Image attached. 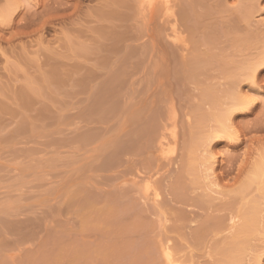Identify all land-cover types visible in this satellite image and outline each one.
I'll list each match as a JSON object with an SVG mask.
<instances>
[{
  "label": "rangeland",
  "instance_id": "rangeland-1",
  "mask_svg": "<svg viewBox=\"0 0 264 264\" xmlns=\"http://www.w3.org/2000/svg\"><path fill=\"white\" fill-rule=\"evenodd\" d=\"M113 1H118L119 3H114ZM137 1L138 0H0V7L9 5V7H11L10 11H15L11 13L13 14L12 16L10 15L12 18H10L11 21L8 19L10 16H8L4 19V23H0L1 36L6 35L5 37H9L11 32H13V34L16 32L18 33L17 36H14V40L10 46L11 52L16 49L14 52L16 53L19 48V53H29L30 56L27 55L29 58L31 57V59L28 58V61H35L42 56V62H44L45 56L47 55L45 62H48V65L44 62L45 65L43 68L46 71L47 68L50 69L48 70L49 73H47L53 75L51 78L53 77L55 81L52 86L53 91L52 89L48 90L49 92L47 91L45 96H41L42 98H37L39 96L33 97L34 99L32 98L33 100L37 99L32 102L33 106L30 104L33 109H31V112L29 111L30 114L17 105L12 104L11 100H8L11 102L8 104L6 101L7 99L0 96V99L2 98V100H0V106L8 107L10 110L14 109L13 111L15 112L16 110L18 114H14V118L13 114H11L13 112L12 110L11 112L0 114V177L3 176L0 178V264H68L69 262L67 260L69 258L67 256H69V253L73 249L79 247L83 252L88 251V254L90 253L89 250L91 251V255L89 254L87 257L82 255L81 264H164L160 261L162 258H160V253L156 245L161 241L162 235L167 233L166 231L168 230H165L166 226L167 229H169V234L167 235H171L173 241L177 239L175 241L177 242L175 243L177 246V249H175L177 253L186 254V252L188 253L189 251L190 253V250H193L195 259L197 260L194 264H223L217 260L221 252L219 253L218 251L217 253L215 251L219 256L217 257L216 255V259L213 250H215L214 248L216 245L219 246L223 244L221 241L226 240L225 238L227 237L225 234H228L229 231L227 230H229V226L227 229L219 230L220 233L218 231L216 233L215 231V235H213V232L209 234L213 237L207 236L205 240L210 241V247H208L209 242L207 241L208 243H206L204 241L205 244H201V247L198 248L197 246L191 249L192 246L188 248L191 244L190 240L186 238V241L189 242L187 243L184 241V238H181V235L184 237V235L188 234L190 229L188 227L177 230L171 228L173 227L171 226L173 222L166 221L165 223L163 220L164 217H162L164 214L160 212L164 209L158 210L157 205L159 204L160 207L164 204V201L171 200L170 193L168 192L171 186L170 183H174L181 172L180 170L182 168L180 166H182V158L186 152V149L182 148V144L184 143V138H186L185 136L192 128L194 129V125L197 123V108H210L208 107L210 106L209 104H205V102L209 103L208 101L204 100L205 102L203 103L201 100L200 102L202 98L200 93L202 91H199V86L203 88V84L210 82L211 86H217L215 88L219 89L218 92L220 93L218 94H221L220 96L224 98L227 94L226 89L230 87L228 84L234 81L233 85L237 86L235 84V80H237V84L240 82L239 89L247 92L248 95L251 94V96L249 95L250 97L255 98L253 110L247 112L246 110L238 111V113L236 112L233 115V122L235 121L234 127L242 135V139L230 140L224 137L214 140L208 145V147L210 146L209 148L213 147V150L216 152V159H218L211 172L215 173L208 176L210 180L218 177L219 179L217 178V180L223 179L224 182L220 181L223 187H229L230 191L233 189L232 187L237 189L239 184L242 183L241 181L245 180L247 168L251 166L252 159L254 160L255 157L259 156L255 155L260 154L264 150V69L259 71V74L255 78V82L251 83L249 79L243 80L244 78L241 75H239L238 78H243V81L231 76L237 71L235 65L231 64V67H229L226 72L220 68V62L224 59L223 56H225L226 59L228 58L227 60L230 59L229 55L231 57L234 55L233 57L239 59L256 54L255 52H258L256 50L260 49L262 45L261 42L264 41V37H262L264 36V0H199L198 4V0H196L197 8L195 7L196 5L193 4L195 5L194 10L195 12L201 10L202 12H198L203 15V19H201L200 25L191 31L193 36L190 34L189 28L187 29L188 31H185L187 27L182 25L183 22L181 23L180 21L182 20L181 15L179 17V14H181L180 11H182L180 8H182V6L185 7V5V8H187L189 4H192L189 0H157L156 4L158 2V7L162 5L163 9L160 11L159 8L155 7L157 9L156 11L155 9L153 10L155 13L153 15L151 14L153 12L147 9L146 4L139 9ZM242 3L248 4V7L243 8ZM246 4L245 6H247ZM200 6H202V9H200ZM145 7L148 11L145 10ZM164 7H166L167 10H165ZM247 8L251 10V12L249 11V17L245 16L244 12ZM169 9L173 10L175 14L171 15ZM162 10L164 11V13H162L163 15L165 14L164 16L161 14V12H163ZM98 11L100 12L99 15ZM204 15L207 18L205 21ZM172 16H174V19ZM239 18L241 19L239 20ZM175 20L177 27L180 28L182 32L184 31L182 35L186 38L188 36L189 38H187V40L184 37L187 41L185 42L186 44L180 41L176 43L175 41L177 40H175V37H172L173 32L171 26L172 22H175ZM227 24L229 26H227ZM184 25H186V23ZM203 26L204 28H202ZM230 26L234 28L232 29ZM211 27L212 29H218V31L217 29L213 30L214 33H212L214 35L212 33L210 34L212 31ZM200 28H202V30ZM170 29L171 31L169 32ZM23 31L25 32L24 34L22 33ZM207 31H209V33H206ZM19 33L22 34L19 35ZM170 33H172V36H170ZM41 34L44 37H42ZM215 34L216 37L219 35L218 38H220L216 39ZM202 35H204V38ZM231 36H238L242 38V41L244 37L247 39V37L251 36L246 42L244 41V43L250 42L248 44L251 46L250 48L247 45L245 46V51L249 53L248 55H244L245 51L242 50L244 47L240 48V43H238L239 45L232 43ZM173 38L174 41H172ZM213 38L214 40H219V42L214 43L215 45H213V42H210L211 44L207 42L208 40L213 41ZM261 38H263V40ZM151 43H154V46ZM224 43L228 44L225 46ZM186 46L189 47L188 51L191 52L186 50ZM0 47L3 50L10 48L7 42L1 40ZM13 47H15V49ZM159 47H161L163 51ZM238 47L241 49V53L238 52ZM45 48H50L51 51L49 49L47 51ZM75 48L77 51H75ZM70 49H72L73 52ZM165 49H167V52ZM250 49L252 53L254 52L253 54L249 51ZM25 50H30L31 52H25ZM140 50H142V52ZM208 50L209 52L211 50V54L216 51L213 55L215 54V56H218L217 54H219L220 56L218 57L222 59L219 60L220 58L213 56V60L217 59L216 61L212 60V64L215 65L209 64L208 62V65H206L205 61L202 64L204 68L203 66L198 68L196 65H194L196 68H193L192 62L189 61L193 59L197 62L201 60L199 57L203 59L205 57V60H208L207 58H210ZM6 51L7 55L5 57V54L3 55V52L0 50V73L3 76L5 75L4 77L9 74H7V72L10 70L12 71L9 67L10 65L8 66L10 69L5 67L6 63L9 62L8 58L11 56L8 54L10 51ZM38 51L40 52L38 53ZM18 52L16 54H18ZM75 52H77L76 54L79 53V56L76 55ZM205 52H207V55L204 54ZM14 53L12 55H15ZM42 53H44V55ZM196 53L199 57H197ZM64 54L66 56H64ZM182 54L184 57H182ZM221 54L223 56H221ZM194 55H196V57ZM13 57L16 58V56H12L9 60H13ZM33 57H35V59ZM49 57L51 60L48 59ZM162 57L164 58V62L161 59ZM22 58V60L19 59L22 62L24 61L23 63L21 62V71L19 69L15 71L17 72L16 74L19 75L10 71V76H18V79L16 78V80L12 81V78L8 77L9 79L11 78L10 81H12V84H10V82L5 80L7 77L4 78L0 76V78H4L2 79L3 81H6L5 83L0 79V84L4 83L8 86L14 85L13 87L17 89V85H23L24 79L27 77L23 76L24 72L28 76L33 75L36 77L38 75L37 77H41V70L43 68L40 70L41 67L38 68L35 66L36 68L33 69V65L31 66V64L27 63V60L25 63V57ZM17 59L18 58H16V60ZM41 59L38 62H41ZM160 61H162V64ZM9 63L12 65L13 61ZM18 63L17 65H19ZM190 67L192 70H195V77L190 76L193 72L188 73L186 71L189 70ZM5 68L9 71H6ZM226 68H228V66ZM72 69L74 70L72 71ZM200 70L203 71V73H201ZM146 71L148 74H145ZM214 71L217 73L220 72L221 74H217ZM51 72L53 74H51ZM181 72L182 76H187L186 79L184 76L182 77L183 79L180 78L181 76L179 75H181ZM155 73H158L157 76ZM139 78H142V80ZM13 82L16 84H13ZM138 82L140 84H138ZM220 83L222 86H220ZM206 86L207 85H204V87ZM236 88H238V86L235 87V89ZM135 92L137 93V97L134 96L136 94ZM143 93L146 94L144 95ZM131 94L134 95L131 97ZM119 95L120 97H118ZM127 97L129 99H126ZM130 97L132 99H130ZM138 97H140V99ZM132 101L133 103L135 101V105ZM104 104H106V106ZM157 104L160 107H158ZM164 105L165 108H163ZM14 106H17L15 107L16 109ZM109 107L112 109H109ZM137 107H140V109H137ZM134 111H137L139 114L137 112L134 114ZM130 112L132 113L131 118L129 117V115H131ZM115 114L117 116H115ZM133 114L138 115L134 117ZM126 116H128V118ZM140 119L143 120L141 121ZM163 120H165L164 122L168 121V124L172 123L173 120L176 123V142L172 141L170 131L168 130L171 126H168L166 130L161 127V122ZM129 121L132 122L128 123ZM136 121H138V123H135ZM125 123L130 125V127ZM142 126H145V128ZM137 127H139L140 131ZM12 136L14 138H12ZM157 137H161L164 140L166 139L165 137H167V141L158 139ZM156 139L164 141L166 145L168 143V148L165 146L166 150L161 152L157 145L159 141ZM147 140L148 142H146ZM171 143L173 145H171ZM14 144H16V146ZM203 148L204 146L201 149L203 150ZM258 149L260 150L259 153H257ZM201 154L203 153L201 152ZM26 160L30 163L28 161L26 162ZM26 166H28V169ZM3 169L4 171H2ZM21 175L23 177H21ZM236 176L237 178H235ZM13 177H15V179ZM208 178H206V180L203 179V181L201 179V183L199 184H191L189 181L190 179H185V182L188 183V185L190 182L191 187L195 188H193L194 192L191 193L196 196L199 195V193L204 194L211 191L210 196L212 199L213 197L224 194L223 196L226 201L232 200L231 206L234 203L235 205L233 207L230 206V209L227 207V209L224 208L223 210L214 211L215 214L223 215L224 213L223 216L226 217V219H230L229 216H232L233 213L235 214L238 208L237 206L240 205L241 194H237V191H232L233 194L231 192L229 193V188L227 190L228 193L224 192L223 194H219L216 188L212 187V190L206 187V181L207 184L210 181ZM148 181L152 184H147ZM145 184L147 186L150 185L151 188L156 185L155 187L160 192V199L153 196V191L151 189L145 191ZM201 187H203V189ZM255 189L256 187H254V190L252 189L253 198L254 196L258 197L260 194L256 189V195ZM224 190L226 191V189ZM76 192L79 194H76L73 199H71L73 195H70ZM216 192L217 194H215ZM68 195L71 197V200L67 197ZM252 195L251 192L246 194V196H248L247 200H249L248 198L250 197L252 199ZM146 196L150 198H146ZM10 198H13L12 201ZM219 200L220 199H218V201ZM87 203H95L97 207H102V205L108 206L109 203V206L113 207L111 208V212L110 210L108 211L110 214L107 213L106 215V221H104L106 224L103 223V225L105 224L104 226L99 224L100 226L97 227L98 225L91 226V224L88 225L87 222V225L84 223L85 220L82 219L80 213ZM2 204L3 206H1ZM177 207H182V205L177 204ZM183 207H185V209L182 208L183 213H185L188 219L189 217L192 219L191 225H197L201 217L197 214L196 216L195 213H201L203 210H199L198 207L190 205ZM7 210H9L10 213H8ZM136 221L138 222L136 223ZM163 224H166V226ZM164 231L165 233H163ZM219 235L223 237L221 238ZM259 236L263 237L261 240L264 239L263 231L258 232L256 238L258 237L259 239ZM211 238L214 243H218H216L215 246L213 245V250L210 249L213 243L211 242ZM172 240L171 243H173ZM256 241H253V243ZM118 242L122 244V246L119 245ZM257 242L259 243V241ZM179 244L181 245L179 246ZM116 245L118 246L117 248L113 247ZM95 246H102L104 248L111 247V250L114 248V251L107 257L102 258L99 255L95 256ZM258 246L259 247H256L257 250L254 248L250 249L247 252V257L249 255L253 260V254H259L261 251L263 252L264 247ZM220 247L218 248L221 249ZM122 249L124 251H122ZM60 250L63 252V256L58 258L61 252ZM91 256H94V258H90ZM136 257L138 259H136ZM214 258L216 260H214ZM83 259L84 261H82ZM88 259H90V261H88ZM251 259L250 264H253ZM78 260H80V258ZM246 260L244 263L247 264L248 261ZM262 260V264H264V255H262ZM214 261L217 262L214 263ZM78 263L80 264V261H78Z\"/></svg>",
  "mask_w": 264,
  "mask_h": 264
},
{
  "label": "bare ground",
  "instance_id": "bare-ground-1",
  "mask_svg": "<svg viewBox=\"0 0 264 264\" xmlns=\"http://www.w3.org/2000/svg\"><path fill=\"white\" fill-rule=\"evenodd\" d=\"M156 1L157 0H138L137 1V6L139 5V9L141 8V6H143L144 4H146V7H147V9L148 10H150L151 12H153V10L155 9V11H156V9L157 8H159L160 9V11H161V9H163L162 7V5H160V7H158L159 5V3L157 2V4H156ZM160 1V0H159ZM194 3H193V2ZM189 0V2L190 3H192V4H189L188 6H187V8H185L186 7V5H185V7H183L182 6V8H180V9H182V11H180L181 12V14H179V17H180V15H181V18H182V20H184V21H182V20H180L181 21V23H182V25L184 26V27H187L186 29H185V31L189 28V31H190V34H192V30H194V29H196L199 25H200V23H201V19H203V15L202 14H200L198 11H201V10H198V11H196L195 12V10H194V6L197 8V4L199 3V0H198V2L196 1V0ZM197 2V4H196V2ZM202 1V0H201ZM216 1V0H215ZM241 1V0H240ZM243 1H245V0H243ZM114 3L116 2V3H119L118 1H113ZM141 2V3H140ZM143 3V4H142ZM249 3V2H248ZM7 4V3H6ZM113 4V3H112ZM140 4H142V5H140ZM161 4V3H160ZM193 4H195V5H193ZM201 4V3H200ZM243 4V3H242ZM245 4L246 3H244L243 4V8H246V7H248V4H246L247 6H245ZM193 5V6H192ZM250 5V4H249ZM12 6V5H11ZM189 6H191V7H189ZM199 6V5H198ZM245 6V7H244ZM251 6V5H250ZM14 7V6H13ZM12 7V8H13ZM130 7V6H129ZM146 7H145V10H147L146 9ZM155 7H157V8H155ZM181 7V6H180ZM202 6H200V9H202L201 8ZM214 7V6H213ZM10 8L11 7H9V5H5V6H2V7H0V23H2L3 21H4V19H6L8 16H12L13 14H11L12 12H15V11H13L12 10V12L10 11ZM184 8V9H183ZM215 8H216V6H215ZM217 8H220V7H217ZM253 8V7H252ZM15 9V8H14ZM133 9V8H132ZM143 9V8H142ZM164 9L165 10H167L166 9V7H164ZM199 9V8H198ZM100 10V9H99ZM103 10V9H102ZM147 10V11H148ZM170 10V9H169ZM193 10H194V12H193ZM244 10H246V9H244ZM101 11V10H100ZM163 11V10H162ZM251 12V10H248V8H247V10L246 11H244L245 12V16H250V12ZM96 12H97V10H96ZM99 12V11H98ZM113 12V11H112ZM112 12H111V14H112ZM167 12V11H166ZM202 12V11H201ZM204 12V11H203ZM103 13V12H102ZM114 13V12H113ZM116 13V12H115ZM160 13V12H159ZM162 13H164V11L163 12H161V14ZM170 13H171V15H174L175 13H174V11L173 10H170ZM193 13V14H192ZM199 13V14H198ZM100 14V12L98 13V15ZM152 15L153 14H155L154 12L153 13H151ZM151 14H150V17L152 18V16H151ZM156 14H157V12H156ZM205 14V13H204ZM102 15H104V14H102ZM165 15V14H164ZM163 14H162V16H164ZM168 15V14H167ZM194 15V16H193ZM206 15V14H205ZM205 15H204V17H205ZM11 16L8 18L10 21H11ZM105 16V15H104ZM109 16V15H108ZM156 16V15H155ZM154 17V16H153ZM173 17V19H174V16H172ZM11 18V19H10ZM105 18V17H104ZM146 18V17H145ZM110 19V18H109ZM205 19H207L206 17L204 18V21H205ZM241 18H239V20H240ZM247 19V18H246ZM111 20V19H110ZM233 20H235V19H233ZM203 21V20H202ZM232 21V20H231ZM242 21V20H241ZM247 21V20H246ZM245 21V22H246ZM249 21V20H248ZM112 22V21H111ZM229 22V21H228ZM234 22V21H233ZM4 23V22H3ZM8 23V22H7ZM186 23V25H184ZM188 23V24H187ZM210 23V22H209ZM209 23H208V25H209ZM227 23V22H226ZM250 23V22H249ZM241 24V23H240ZM2 25V24H1ZM204 25V24H203ZM213 25V24H212ZM231 25H232V22H231ZM233 25H235V24H233ZM202 26V25H201ZM214 26V25H213ZM212 26V27H213ZM227 26H229L228 24H227ZM43 27V26H42ZM212 27H211V29H212ZM231 27V26H230ZM2 28V27H1ZM100 28V27H99ZM171 28H172V32H173V36H172V33H170L171 35L170 36H172V37H175V40H177V41H175L176 43H178V41H180V42H183L184 44H186L185 42H187L186 40H185V36L184 35H182V34H184V31L182 32L181 31V29L180 28H178L177 27V23H176V20H175V22L173 21L172 22V26H171ZM202 28H204V26L202 27ZM202 28H200L201 30H202ZM209 28V27H208ZM232 28V27H231ZM230 28V29H231ZM234 28V27H233ZM232 28V29H233ZM42 29V28H41ZM215 29V28H214ZM214 29H212V31L210 32V34L213 32L214 33ZM217 29V28H216ZM215 29V30H216ZM223 29H226V28H223ZM2 30H4V29H2ZM44 30V29H43ZM159 30V29H158ZM198 30V29H197ZM42 31V30H41ZM171 31V29L169 30V32ZM188 31V30H187ZM217 31H218V29H217ZM224 31V30H223ZM253 31V30H252ZM168 32V33H169ZM23 34L25 33L24 31L22 32ZM22 33H19V35L20 34H22ZM158 33V32H157ZM159 33H160V31H159ZM165 33V32H164ZM186 33V32H185ZM206 33H209V31H207ZM212 33V34H213ZM233 33V32H232ZM248 33V32H247ZM10 34V33H9ZM17 32L15 33V34H13V32H11V34H10V36L8 37H5V36H1L0 37V40L1 41H5V42H7V44L9 45V47L11 46V44H12V42H13V40H14V36L16 35L17 36ZM165 34H167V33H165ZM188 34V33H187ZM201 34V33H200ZM219 34V33H218ZM255 34V33H254ZM18 35V36H19ZM214 35V34H213ZM228 35V34H227ZM238 35V34H237ZM245 35V34H244ZM250 35V34H249ZM248 35V36H249ZM255 35H257V34H255ZM254 35V36H255ZM22 36V35H21ZM20 36V37H21ZM28 36V35H27ZM41 36H42V34H41ZM187 36V35H186ZM192 36H193V34H192ZM203 36V38H204V35H202ZM218 36L219 35H217V37H216V34H215V37H216V39H219L218 38ZM240 36V35H239ZM246 36H247V34H246ZM42 37H44V36H42ZM160 37V36H159ZM185 37V38H184ZM232 37V36H231ZM237 37V38H236ZM251 37V36H250ZM250 37H247V39L248 38H250ZM258 37V36H257ZM262 37H264V36H262ZM187 38H188V36H187ZM186 38V39H187ZM229 38V37H228ZM238 38H240V37H238V36H233L232 37V43L233 44H238V43H240V45L239 46H241L240 48H242V47H244V49L242 48V50H246V45L247 46H249L248 44L250 43H244V41L246 42V38L244 37V39H243V41L241 40L242 38H240V39H238ZM123 39V38H122ZM159 39V38H158ZM189 39V38H188ZM187 39V40H188ZM194 39V38H193ZM211 39H212V37H211ZM214 40V38H213V41L211 40H208L207 42L208 43H212L213 42V45H215L214 43H216V42H219V40L217 41V40ZM230 39V38H229ZM262 40H263V38H261ZM43 40H44V38H43ZM42 40V41H43ZM164 40V39H163ZM162 40V41H163ZM170 40H171V38H170ZM191 40V39H190ZM224 40V39H223ZM156 41H158V40H156ZM161 41V42H162ZM169 41V40H168ZM172 41H174V38H173V40ZM171 41V42H172ZM259 41V40H258ZM165 42V41H164ZM190 42V41H189ZM203 42V41H202ZM206 42V41H205ZM260 42V41H259ZM70 43V42H69ZM74 43H76V42H74ZM210 43V44H211ZM226 43V42H225ZM224 43V44H225ZM262 43V45L260 46V49L258 50H256V51H258V52H255L256 54H253L252 52H251V49L249 50L253 55H250V56H246L245 54H249V53H246V51H245V53H244V55L246 56V57H242V58H239V59H236L235 57H233L234 55H232V57L229 55V60H227L226 59V57L225 56H223L222 54H221V56H223L224 57V59H222L221 57H218V56H220L219 54H217L218 56H215V54L213 55V53H215V52H212V54H211V50H210V52H209V50H208V55H210V58H207L208 60H205V55H207V52H205L204 54H202V55H204L203 57H204V59L203 58H201V57H199L198 56V54H197V57H199V59H201V60H198L197 62H195L193 59H191L189 62H192V65L194 66V65H196V66H198V68H201L202 66H203V68H204V65H202L205 61H206V65H208L207 64V62L209 63V64H212V62L213 61H216V60H213V56L214 57H218V58H220L219 60H221V62H220V68H222L225 72H226V70L227 69H229V67H231L230 65L232 64V65H235L236 66V72L234 73V71H233V73L234 74H232L231 76H233V78L234 77H236V79L238 78V76L239 75H241V76H243V80H245V79H249L250 81H251V83H254L255 82V78L257 77V75L259 74V71L261 70V69H264V41H262L261 42ZM14 44V43H13ZM31 44V43H30ZM151 44H153V46H154V43H151ZM156 44V43H155ZM161 44V43H160ZM162 44H163V42H162ZM168 44V43H167ZM167 44H166V46H167ZM189 44V43H188ZM228 44V43H227ZM227 44H225V46L227 45ZM25 45V44H24ZM77 45H79V44H77ZM76 45V46H77ZM118 45V44H117ZM116 45V46H117ZM158 45V44H157ZM192 45V44H191ZM197 45V44H196ZM205 45V44H204ZM251 45H252V43H251ZM253 45H254V42H253ZM13 46H15V45H13ZM28 46V45H27ZM75 46V45H74ZM114 46V45H113ZM148 46V45H147ZM146 46V47H147ZM194 46V45H193ZM211 46V45H210ZM209 46V47H210ZM236 46V45H235ZM257 46V45H256ZM16 47V46H15ZM15 47H13L14 49H15ZM29 47V46H28ZM152 47V46H151ZM208 47V46H207ZM213 47V46H212ZM251 46H249V48H250ZM5 48V47H4ZM24 48V47H23ZM26 48V47H25ZM71 48H72V46H71ZM82 48V47H81ZM149 48V47H148ZM153 48V47H152ZM160 49H161V47H159ZM169 48V47H168ZM171 48V47H170ZM188 46H186V50L188 51ZM239 48V47H238ZM237 48V49H238ZM238 49V52H240L241 51V49ZM248 48V47H247ZM253 48V47H252ZM258 48V47H257ZM19 49V48H18ZM17 49V51H16V53L19 51ZM29 49V48H28ZM45 49H47V51H48V49L50 50V48H45ZM73 49V48H72ZM72 49H70L72 52H73V50ZM76 49V48H75ZM109 49V48H108ZM111 49V48H110ZM114 49V48H113ZM121 49V48H120ZM119 49V50H120ZM192 49H193V47H192ZM212 49V48H211ZM231 49V48H230ZM0 50H1V52H3L2 54L6 57V55H7V51L6 50H8V51H10V52H8V54H10L11 56L10 57H12V56H16V58H18L17 60H16V58H14L13 60H9V58H8V61L9 62H11V61H13V63H12V65L9 63V62H7V60H6V58H5V60H6V65H5V67H8L9 65V67L12 69V71L11 72H15V71H17L18 69L20 70V67H22V65H21V60L23 59L22 57H25L24 58V60H25V63H26V60H27V63H29V64H31V66L33 65V69H35L36 67L35 66H37L38 68H40V70L43 68V66L45 65L44 64V62H45V59H47V55L45 56V59H44V62H42V60H43V58H42V56H41V62H38V61H40V59H36L35 61H33V60H31V61H28L29 59H31V57L29 58V53H26V54H24V53H19L18 52V54H16V53H14L15 52V50L14 51H12L15 55H12L13 53L11 52V47L9 48V49H1V47H0ZM40 50V49H39ZM112 50V49H111ZM115 50V49H114ZM162 50V49H161ZM166 50V52H167V49H165ZM6 51V52H5ZM23 51V50H22ZM51 51V50H50ZM75 51H77V49L75 50ZM141 52H142V50H140ZM151 51V50H150ZM163 51V50H162ZM170 51V50H169ZM232 51V50H231ZM25 52H31L30 50L28 51V50H25ZM40 51H38V53H39ZM42 52V51H41ZM44 53H46L45 51H43ZM152 52V51H151ZM188 52H191V51H188ZM195 52H198V51H195ZM195 52H193V53H195ZM227 52V51H226ZM242 52V51H241ZM240 52V53H241ZM44 53H42L43 55H44ZM77 52H75V54H76ZM82 53V52H81ZM123 53V52H122ZM169 53V52H168ZM193 53H192V55H193ZM199 53V52H198ZM221 53V52H220ZM29 56H28V55ZM57 54H58V52H57ZM79 54V53H78ZM78 54H76V55H78ZM124 54V53H123ZM123 54H122V56H123ZM127 54V53H126ZM143 54V53H142ZM178 54V53H177ZM25 55H27V56H25ZM40 55H41V53H40ZM162 55V54H161ZM164 55V54H163ZM170 55V54H169ZM190 55V54H189ZM201 55V56H202ZM242 55V54H241ZM9 56V55H8ZM36 56V55H35ZM48 56H50V55H48ZM64 56H66L65 54H64ZM71 56V55H70ZM75 56V55H74ZM79 56V55H78ZM128 56V55H127ZM168 56V55H167ZM171 56V55H170ZM174 56V55H173ZM178 56V55H177ZM195 57H196V55H194ZM27 57V58H26ZM37 57V56H36ZM126 57V56H125ZM150 57V56H149ZM155 58H157L156 56H154ZM182 57H184L183 56V54H182ZM191 57V56H190ZM209 57V56H208ZM212 57V58H211ZM29 58V59H28ZM34 59H35V57H33ZM52 58H54V57H52ZM57 58V57H56ZM148 58V57H147ZM168 58V57H167ZM180 58V57H179ZM192 58V57H191ZM12 59V58H11ZM19 59H21V60H19ZM49 60H51L50 59V57L48 58ZM122 59V58H121ZM162 59V61H163V57L161 58ZM170 59H172V58H170ZM184 59V58H183ZM197 59V58H196ZM203 59V60H202ZM211 59V60H210ZM153 60V59H152ZM213 60V61H212ZM219 60H218V62H219ZM225 60H227V61H229V62H227V61H225ZM15 61V62H14ZM145 61H147V60H145ZM159 61V60H158ZM162 61H160V63L162 64ZM175 61V60H174ZM183 61V60H182ZM194 61V62H193ZM18 62H20V63H18ZM24 62V61H23ZM22 62V63H23ZM50 62V61H49ZM164 62V61H163ZM188 62V63H189ZM16 63V64H15ZM17 63L19 64V65H17ZM46 64L48 63V62H45ZM55 63V62H54ZM77 63V62H76ZM75 63V64H76ZM117 63V62H116ZM166 63V62H165ZM148 64V63H147ZM156 64H157V62H156ZM155 64V65H156ZM179 64H181V63H179ZM185 64V63H184ZM183 64V65H184ZM191 64V63H190ZM48 65V64H47ZM46 65V66H47ZM60 65H61V63H60ZM80 65V64H79ZM182 65V66H183ZM212 65H215V64H212ZM49 66H51V65H49ZM78 66V65H77ZM100 66V65H99ZM109 66V65H108ZM115 66V65H114ZM125 66V65H124ZM160 66V65H159ZM166 66V65H165ZM228 66V68H226ZM8 67V69H10ZM74 67V66H73ZM155 67V66H154ZM178 67V66H177ZM37 68V69H38ZM63 68V67H62ZM81 68V67H80ZM158 68V67H157ZM172 68V67H171ZM185 68V67H184ZM193 68H196L195 66L193 67ZM197 68V69H198ZM208 68V67H207ZM211 68V67H210ZM219 68V69H220ZM8 69H6L5 68V70L7 71ZM23 69V68H22ZM112 69V68H111ZM147 69V68H146ZM145 69V70H146ZM148 69H149V67H148ZM158 69H160V68H158ZM163 69V68H162ZM165 69H166V67H165ZM173 69H175V68H173ZM189 69V68H188ZM39 70V71H40ZM43 70V71H42ZM41 70V77H34L33 75H27V74H25V72H24V75L23 76H27L26 77V79H24V82H26V83H24L23 82V85H17L18 86V88L17 89H15L13 86L14 85H6V84H0V96L1 97H5L7 100V103L9 104V103H11L12 102V104H14V105H17L18 107H20L21 109H23V110H25L27 113L30 111H32L33 109L31 108V105L33 104L32 102H34L37 98H40L41 96H45V94H47V91L48 90H51L53 87V84L55 83V81L53 80V77L51 78V76H53V75H49L48 73V70H50V69H48L47 68V71L46 70H44V68ZM74 69H72V71H73ZM75 70H76V68H75ZM110 70V69H109ZM153 70H154V68H153ZM178 70V69H177ZM199 70V69H198ZM201 70H204V69H201ZM200 70V71H201ZM9 71V70H8ZM10 71L9 72H7V74L8 75H6V77H7V79H5V80H7V82H10V84H12V81H14V80H16V78L18 77H16V76H10ZM21 71V70H20ZM25 71V70H24ZM54 71V70H53ZM65 71V70H64ZM64 71H63V73H64ZM144 71V70H143ZM147 71H150V70H147ZM146 71V73L145 74H148V72ZM166 71V70H165ZM167 71H168V69H167ZM176 71V70H175ZM188 73H192V75H190V76H192V77H195V74H196V72H194L195 70H192L191 69V67H190V69L189 70H186ZM219 71H221V70H219ZM230 71V70H229ZM38 72V71H37ZM48 72V73H47ZM76 72V71H75ZM177 72V71H176ZM215 73H217L216 71H214ZM17 72H15V74H16ZM35 73V72H34ZM55 73V72H54ZM67 73V72H66ZM76 73H78V72H76ZM76 73H75V75H76ZM108 73V72H107ZM154 73V72H153ZM158 73H159V71H158ZM158 73H155V75L157 76V74ZM199 73V72H198ZM201 73H203V71H201ZM213 73V72H212ZM218 73H220V72H218ZM217 73V74H218ZM229 73V72H228ZM231 73V72H230ZM14 74V73H13ZM51 74H53L52 72H51ZM69 74V73H68ZM150 74H151V72H150ZM160 74V73H159ZM180 74V73H179ZM216 74V75H217ZM221 74V73H220ZM11 75H12V73H11ZM16 75H19V74H16ZM40 75V74H39ZM153 75V74H152ZM199 75V74H198ZM198 75H196V76H198ZM227 75V74H226ZM0 76H2V77H4L3 75H1V73H0ZM65 76V75H64ZM170 76V75H169ZM179 76H181L180 78L181 79H183L182 77L184 76H182V72H181V75H179ZM206 76H208V75H206ZM220 76V75H219ZM222 76V75H221ZM229 76V75H228ZM6 77H4V78H6ZM8 77H11L10 79L12 80V81H10V79L8 78ZM149 77H150V75H149ZM166 77H168V76H166ZM171 77V76H170ZM169 77V78H170ZM185 77V79H186V77L187 76H184ZM189 77V76H188ZM227 77V76H226ZM226 77H224V78H226ZM4 78H0L1 80L2 79H4ZM65 78V77H64ZM72 78V77H71ZM77 78V77H76ZM75 78V79H76ZM113 78V77H112ZM111 78V79H112ZM172 78V77H171ZM199 78V77H198ZM208 78V77H207ZM230 78V77H229ZM18 79V78H17ZM78 79V78H77ZM139 79H141L142 80V78H139ZM189 79V78H188ZM190 79H191V77H190ZM232 79V78H231ZM241 79V77H239L238 78V80H240V81H243ZM200 80V79H199ZM202 80V79H201ZM3 81V80H2ZM136 81H138V80H136ZM178 81V80H177ZM191 81H192V79H191ZM3 82H5L6 83V81H3ZM16 82V81H15ZM15 82H13V84H16ZM39 82H40V84H39ZM152 82V81H151ZM176 82V81H175ZM186 82H187V80H186ZM197 82V81H196ZM234 82V81H233ZM233 82L231 83L230 82V84H228V86L230 85V87H229V89L227 88L226 89V91H227V94H226V96L223 98L222 96H220L218 93H220V92H218V88L216 89L215 87H217V86H215V87H213V86H211V84H210V82L209 83H207V84H203V88H205V89H203V88H201V86H199V91L201 92L200 94L202 95V98L201 97H199V98H201L200 99V102H201V100H202V102L204 103L205 101H208L209 103H206L205 102V104H209L210 106H208V107H210L209 109L207 108V109H205L206 107H204V109L202 110L200 107H198L197 109V113H198V118H196L197 120H196V125H194L195 127H194V129L192 128H189V129H191L189 132H188V134L185 136L186 138H184V136H183V138H184V143L182 144L183 146H182V148H185L186 149V152H185V154H184V156H183V158H182V166H180L182 169L179 171L180 172V174H179V172H178V174H179V176L176 178V180H175V182L173 183H170V187H169V193H170V196H171V200L169 201V200H166V201H164V204L162 205V206H160L159 207V204L157 205L158 206V210L159 209H161V210H163V211H160L162 214H164L162 217H164V221H165V223H166V221H172L171 223H172V225L171 226H173V227H171V228H173V229H175V230H177V229H181V228H184V227H188L189 229H190V231H188V234H186V235H184V237H183V235H181L180 237L181 238H184V241H186V238L188 239V240H190V246H188V248H190L191 246V249L192 248H194V247H197L198 246V248L199 247H201L202 245L201 244H203L204 243V241L206 242V243H208L209 242V244H208V247H210L209 245H210V241H208V240H205L206 238H207V236H211V235H209V234H211L212 232H213V235H215L216 233H217V231L219 232V230H222V229H227V227L229 226V230H227V231H229L228 232V234H225V236L227 237V238H225L226 240H224V241H221V242H223V244H221V245H219V246H217L216 245V243L217 242H213L212 240V238H211V242H213L212 244H211V247L212 248H210V249H212L213 250V245L215 246V250H213V253L216 251L217 253H218V251H219V253L220 254H222V255H220L219 254V256L221 257V259H220V257L218 256V254L215 252V254H214V257L217 259V257H219L217 260H219V262H222L223 264L225 263V264H246V263H244L245 262V260L246 259H248V257H249V255H248V257H247V252L250 250V249H256L257 250V248L256 247H259L258 245H260V247H264V239L263 240H261V238H263V237H261V236H259L260 238L258 239V237L256 238V235H257V233L258 232H261V231H263V236H264V150L260 153V154H256L255 156H257V155H259V156H257V157H255V159L253 160L252 159V162H251V166L250 165H247V166H250V167H248L247 169V176L245 175V177L246 178H244L245 180L244 181H241L240 183L241 184H239V186L237 187V189L235 188V187H232L233 189H231V191H230V188L229 187H226L225 185V187H223V185H222V182H220V181H223V179L221 180H217V178L218 177H215V179H212V180H210L209 178H208V176L211 174H214V173H211L212 172V170H213V167H214V164L216 163V160H218V159H216V152L213 150V147L212 148H209L208 147V145H210L214 140H218V139H222V138H228V139H235V140H241L242 139V135L239 133V131L237 130V129H235V127H234V125H235V121L233 122V115L237 112L238 113V111H243V110H246V112L247 111H250V110H253L254 109V107H253V103L255 102L254 101V97L252 98V97H250L251 96V94H247V92H244V91H242L241 89H239V83L237 84L236 82H238L237 80H235V84L238 86V88H236L235 89V87H237V86H235V85H233ZM57 83V82H56ZM173 83H174V80H173ZM216 83V82H215ZM7 84H9V83H7ZM138 84H140L139 82H138ZM143 84V83H142ZM175 84V83H174ZM178 84V83H177ZM181 84V83H180ZM183 84V83H182ZM209 84V85H208ZM221 84V83H220ZM130 85V84H129ZM133 85H134V82H133ZM132 85V86H133ZM171 85V84H170ZM169 85V86H170ZM179 85V84H178ZM200 85H202V84H200ZM204 85H207L206 87H204ZM217 85V84H216ZM20 86H22V87H20ZM115 86V85H114ZM119 86V85H118ZM136 86H138V85H136ZM174 86V85H173ZM220 86H222V84L220 85ZM255 86V85H254ZM20 87V88H19ZM120 87V86H119ZM111 88V87H110ZM109 88V89H110ZM113 88V87H112ZM127 88H128V85H127ZM146 88V87H145ZM171 88V87H170ZM173 88V87H172ZM114 89H115V87H114ZM118 89H120V88H118ZM134 89V88H133ZM139 89V88H138ZM142 89H144V88H142ZM177 89V88H176ZM200 89H202V90H200ZM238 89V90H237ZM137 90V89H136ZM149 90H151V89H149ZM158 90V89H157ZM52 91H53V89H52ZM131 91V90H130ZM129 91V92H130ZM145 91H148V90H145ZM49 92V91H48ZM110 92V91H109ZM117 92V91H116ZM129 92H128V94H129ZM132 92L134 93V91L132 90ZM160 92V91H159ZM158 92V93H159ZM176 92V91H175ZM118 93V92H117ZM136 93V92H135ZM149 93V92H148ZM49 94V93H48ZM140 94H141V92H140ZM144 94V93H143ZM146 94V93H145ZM144 94V95H145ZM151 94V93H150ZM149 94V95H150ZM199 94V93H198ZM3 95V96H2ZM132 95H134V94H131L130 96L132 97ZM137 95V93L134 95V96H136ZM153 95V94H152ZM152 95H151V97H152ZM159 95V94H158ZM35 96H39V97H37L35 100H33L34 98H35ZM111 96V95H110ZM125 96V95H124ZM141 96H142V94H141ZM160 96V95H159ZM34 97V98H33ZM117 97V96H116ZM118 97H120V95L118 96ZM122 97V96H121ZM130 97V99H132ZM137 97V96H136ZM144 97V96H143ZM164 97V96H163ZM33 98V99H32ZM42 98V97H41ZM139 99H140V97H138ZM145 98V97H144ZM143 98V99H144ZM150 98V97H149ZM148 98V99H149ZM159 98V97H158ZM126 99H129L128 97L126 98ZM151 99V98H150ZM0 100H2V98L0 99ZM8 100H11V102L10 101H8ZM142 100V99H141ZM152 100V99H151ZM164 100V99H163ZM205 100V101H204ZM106 101V100H105ZM124 102H126V101H124ZM148 102V101H147ZM165 102V101H164ZM6 103V104H7ZM129 103H130V101H129ZM132 103H133V101H132ZM134 103H135V101H134ZM133 103V104H134ZM158 103V102H157ZM168 103V102H167ZM0 104H1V101H0ZM12 104H10V105H12ZM31 104V105H30ZM120 104H121V102H120ZM137 104V103H136ZM138 104H140V103H138ZM161 104V103H160ZM201 104V103H200ZM105 106H106V104H104ZM135 105V104H134ZM133 105V106H134ZM145 105V104H144ZM162 105V104H161ZM166 105V104H165ZM165 105H164V107L163 108H165ZM17 106H14V108L15 107H17ZM33 106V105H32ZM97 106V105H96ZM121 106H122V104H121ZM121 106H120V108H121ZM150 106V105H149ZM157 106H158V104H157ZM129 107V106H128ZM135 107V106H134ZM158 107H160V106H158ZM157 107V108H158ZM203 107V106H202ZM42 108V107H41ZM133 108V107H132ZM140 109V107H137V109ZM166 108H167V106H166ZM16 109V108H15ZM18 109V108H17ZM32 109V110H31ZM109 109H112V108H110L109 107ZM119 109V108H118ZM149 109V108H148ZM12 111L14 110V109H11ZM11 110L8 108V107H1L0 106V114L2 113H7V112H11ZM115 110H116V108H115ZM126 110V109H125ZM124 110V111H125ZM131 110V109H130ZM150 110V109H149ZM114 111V110H113ZM120 111V110H119ZM159 111V110H158ZM161 111V110H160ZM30 112L28 113V114H30ZM123 112V111H122ZM128 112H129V110H128ZM135 112H137V111H134L133 113L135 114ZM140 112V111H139ZM40 113V112H39ZM114 113H116V112H114ZM126 113H127V111H126ZM125 113V114H126ZM131 113V112H130ZM138 113V112H137ZM196 113V114H197ZM11 114H13V118H14V116L17 114V112H16V110H15V112L13 111ZM15 114V115H14ZM34 114V113H33ZM42 114H44V113H42ZM100 114V113H99ZM123 114V113H122ZM124 114V115H125ZM133 114V115H134ZM139 114V113H138ZM138 114H136V115H138ZM195 114V115H196ZM18 115V114H17ZM107 115V114H106ZM119 115V114H118ZM127 115H128V113H127ZM136 115H134V117L136 116ZM141 115V114H140ZM151 115V114H150ZM164 115V114H163ZM108 116V115H107ZM113 116H114V114H113ZM115 116H117L116 114H115ZM131 116H132V113H131V115H129V117L131 118ZM197 116V115H196ZM1 117H2V115H1ZM21 117H22V115H21ZM28 117H29V115H28ZM127 118H128V116H126ZM18 118V117H17ZM102 118H103V116H102ZM129 118V119H130ZM156 118V117H155ZM159 118V117H158ZM2 119V118H1ZM134 119V118H133ZM172 119V118H171ZM118 120H120V119H118ZM141 120V119H140ZM143 120V119H142ZM141 120V121H142ZM152 120V119H151ZM167 120V119H166ZM169 120V119H168ZM11 121V120H10ZM165 120H163L161 123H162V126L161 127H163V128H165V130L166 129H168V126H171V127H169L170 129H168L169 131H170V136H171V139H172V141H175L176 142V139H177V131H176V127H177V125H176V123L174 122V120L172 121V123H167V122H164ZM130 122H132V121H129L128 123H130ZM154 122V121H153ZM67 123V122H66ZM135 123H138V121H136ZM125 124H127V123H125ZM160 124V123H159ZM6 125V124H5ZM128 125V124H127ZM126 125V126H127ZM2 126V125H1ZM3 126H4V124H3ZM23 126V125H22ZM129 127H130V125H128ZM133 126V125H132ZM135 126V125H134ZM159 126V125H158ZM16 127V126H15ZM143 127V126H142ZM142 127H141V129H142ZM167 127V128H166ZM193 127V126H192ZM128 128V127H127ZM131 128H133V127H131ZM138 128V130H139V127H137ZM136 128V129H137ZM143 128H145V126L143 127ZM162 129V128H161ZM188 129V130H189ZM29 130V129H28ZM159 130V129H158ZM140 131V130H139ZM148 131V130H147ZM154 131V130H153ZM169 131H167V132H169ZM136 132V131H135ZM207 132V133H206ZM131 133V132H130ZM138 134H140V133H138ZM31 135V134H30ZM139 136V135H138ZM160 136V135H159ZM21 137V136H20ZM155 137V136H154ZM161 137H162V135H161ZM158 138V139H163V138ZM164 137V136H163ZM12 138H14L13 136H12ZM145 138V137H144ZM156 138V137H155ZM166 139H167V137H165ZM18 139V138H17ZM139 139V138H138ZM147 139V138H146ZM150 139V138H149ZM158 139H156V140H158ZM164 140V141H167V140ZM115 140V139H114ZM117 141V140H116ZM143 141V140H142ZM145 141V140H144ZM151 141V140H150ZM159 141V143L157 144L158 145V149L161 151V152H163V151H165L166 150V148H165V146L167 147V145H168V143H167V145L165 144V142L164 141H162V140H158ZM114 142V141H113ZM146 142H148V140L146 141ZM170 142H171V140H170ZM183 142V141H182ZM139 143V142H138ZM143 143V142H142ZM113 144V143H112ZM144 144V143H143ZM204 144H206V145H204ZM15 146H16V144H14ZM13 145V146H14ZM18 145V144H17ZM137 145V144H136ZM140 145H142V144H140ZM156 145V144H155ZM171 145H173L172 143H171ZM176 145V144H175ZM174 145V146H175ZM147 146V145H146ZM152 146V145H151ZM154 146V145H153ZM173 146V147H174ZM181 146V145H180ZM204 146V148H203V150L201 149L202 147ZM109 147V146H108ZM141 147V146H140ZM140 147H136V148H140ZM144 147V146H143ZM172 147V148H173ZM115 148V147H114ZM168 148V147H167ZM175 148V147H174ZM260 148V147H259ZM184 149V150H185ZM139 150H141V149H139ZM257 150V149H256ZM110 151V150H109ZM259 149H258V152L257 153H259ZM183 152V151H182ZM201 152L203 153V154H201ZM23 153H24V150H23ZM160 154V153H159ZM181 156V155H180ZM219 156V155H218ZM252 158H254V157H252ZM28 159V158H27ZM30 159V158H29ZM176 160V159H175ZM2 161V160H1ZM28 160H26V162H27ZM52 161V160H51ZM178 161V160H177ZM29 162V161H28ZM250 162V161H249ZM19 163V162H18ZM30 163V162H29ZM28 163V164H29ZM2 164V163H1ZM23 164V163H22ZM2 166V165H1ZM23 167H24V165H23ZM27 167V169H28V166H26ZM179 168V167H178ZM1 171V170H0ZM2 171H4V169L2 170ZM244 171V170H243ZM246 172V171H245ZM242 173H244V172H242ZM241 174V173H240ZM244 174H246V173H244ZM243 174V175H244ZM219 175V174H218ZM1 176V175H0ZM7 176H8V174H7ZM11 176V175H10ZM190 176H191V178H190ZM3 177V176H2ZM2 177H0V178H2ZM12 177V176H11ZM21 177H23L22 175H21ZM211 177V176H210ZM223 177V176H222ZM239 177H240V175H239ZM244 177V176H243ZM10 178V177H9ZM14 179H15V177H13ZM206 178H208L210 181L208 182V184H207V181H206V187L207 188H210V189H212L213 190V188H216L217 189V191L219 192V194L221 193V194H223L224 192H227V190H228V188H229V193L231 192L232 194H233V192H236L237 194L238 193H240L241 194V201H240V205H238L237 207V210H236V213L234 214H232V216H229L230 217V219H226V217H224L223 215H224V213H223V215L222 214H215L214 213V211H216V210H223L224 208H226L227 209V207L230 209L231 207H233L234 205H235V203L231 206V201L232 200H228V201H226V199H225V197L223 196V195H220V196H217V197H213V199H212V197L210 196V194H211V191L209 192L208 191V189H207V191H208V193H204V194H200L199 193V195H194V194H192L191 192H194V187H191V185H190V182H191V184H199V183H201V179H202V181H203V179H205L206 180ZM214 178V177H213ZM235 178H237V176L235 177ZM17 179V178H16ZM178 179V180H177ZM185 179H190L189 181V185H188V183H186L185 182ZM207 179V180H208ZM219 179V178H218ZM243 179V178H242ZM22 180V179H21ZM173 180V181H174ZM14 181V180H13ZM151 182V181H150ZM224 182V181H223ZM205 183V182H204ZM147 184H150L149 183V181H148V183ZM152 184V183H151ZM150 184V185H151ZM224 184V183H223ZM150 185L149 186H147L146 184H145V186H146V189H145V191H147V190H149V189H151L152 191H153V196L155 197V198H159L160 197V192H159V190L155 187L156 185H154V187L153 188H151L150 187ZM233 186V185H232ZM150 187V188H149ZM196 187V186H195ZM203 187H204V185H203ZM203 187H201L202 189H203ZM213 187V188H212ZM254 187H256V189L259 191V195H258V197H255L254 196V198H253V195H252V189L254 190ZM193 190H192V189ZM216 189H215V191H216ZM224 189H226V191L224 190ZM256 189H255V191H256ZM143 190H144V187H143ZM235 190V191H234ZM205 191V190H204ZM233 191V192H232ZM78 192V191H77ZM74 193V194H71L70 196H72V198L71 197H69V195L67 196L69 199L71 198V199H73V197L76 195V194H79V193ZM149 192V191H148ZM227 192V193H228ZM249 192H251V195H252V199H251V197L250 198H248L249 200H247V197L249 196H246V194H248ZM213 193V192H212ZM256 193V195H257V191L255 192ZM69 194V193H68ZM144 194V193H143ZM148 194V193H147ZM192 194V195H191ZM215 194H217V192L215 193ZM255 195V194H254ZM143 196H145V195H143ZM10 197H12V196H10ZM149 196H146V198H148ZM234 197V196H233ZM233 197H231V198H233ZM150 198V197H149ZM235 198V197H234ZM11 199V198H10ZM13 199V198H12ZM12 199H11V201H12ZM70 199V200H71ZM160 199V198H159ZM218 199H220L219 201H218ZM225 199V200H224ZM238 200H240V199H238ZM216 201H218V202H216ZM6 202V201H5ZM174 202V203H173ZM3 203V202H2ZM13 203V202H12ZM91 203V202H90ZM88 204L87 203V205L85 206V208L83 209V211H81V213H80V216L82 217V219H84L85 220V222H84V220H83V222L87 225V223H88V225L89 224H91V226L92 225H94V226H97V227H99L100 225L99 224H102V226H104L106 223L104 222V221H106V215H107V213H109L108 211L110 210V212L112 211L111 210V208H113V207H110L109 205V203H108V206H103L102 205V207H97V206H95V203L94 204ZM93 203V202H92ZM175 204H176V206H175ZM177 204H180V205H182V207H177ZM237 204V203H236ZM7 205H8V203H7ZM196 206V207H198L199 208V210L201 209V210H203V212H201V213H195V215L197 214V215H199L200 217H201V219L200 220H198L199 222H198V224L196 225L195 224V226H192L191 225V221H192V219H190V217H189V219H188V217L185 215V213H183V210H182V208L183 209H185V207H183V206ZM1 206H3V204L1 205ZM179 206V205H178ZM231 206V207H230ZM165 207V208H164ZM4 208H5V205H4ZM8 208V207H7ZM6 208V209H7ZM83 208V207H82ZM163 208V209H162ZM12 209V208H11ZM234 209V208H233ZM13 210V209H12ZM198 210V211H199ZM232 210V209H231ZM8 211V213H10L9 212V210H7ZM14 211V210H13ZM190 211V210H189ZM231 212V211H230ZM233 212V211H232ZM97 213V214H96ZM192 213V212H191ZM96 214V215H95ZM110 214V213H109ZM194 214V213H193ZM1 215V214H0ZM189 215V214H188ZM196 215V216H197ZM170 216V217H169ZM161 217V216H160ZM143 220V219H142ZM162 220V221H163ZM227 220H229V221H227ZM145 221V220H144ZM161 221V220H160ZM159 221V222H160ZM87 222V223H86ZM138 221H136V223H137ZM142 222V221H141ZM103 223H105L104 225H103ZM143 223V222H142ZM162 223V222H161ZM9 224V223H8ZM154 224V223H153ZM164 225V224H163ZM143 226V225H142ZM164 226H166V224L164 225ZM166 229L165 230H168L169 231V229H167V226L165 227ZM169 228H170V226H169ZM4 229V228H3ZM168 231H166L167 233L166 234H163V233H165V231L163 232V233H161V234H163L162 235V239H161V241L156 245L157 246V250H159L158 252L160 253V258H162L160 261H162L164 264H194L195 262H197V260L195 259V255H194V253H193V250L191 251L190 250V253H189V251H188V253L186 252V254H180V253H177V251L175 250V249H177L176 247V244L175 243H177V242H175V241H173L172 240V238H171V235L170 236H168L167 234H169V232ZM171 231H173V230H171ZM216 231V233L214 234V232ZM222 232V231H221ZM220 233V232H219ZM218 233V234H219ZM224 233H226V232H224ZM223 233V234H224ZM161 234H160V236H161ZM217 234V235H218ZM222 234V235H223ZM164 235H166V236H164ZM216 235V236H217ZM220 236L221 238L223 237V236ZM165 238H164V237ZM215 236V237H216ZM173 237V236H172ZM211 237H213V236H211ZM214 237V238H215ZM219 237V238H220ZM161 238V237H160ZM174 238V237H173ZM210 238V237H209ZM229 238V239H228ZM224 239V238H223ZM258 239V240H257ZM171 240H172V242L173 243H171ZM216 240V239H215ZM259 241V243L257 242V241ZM208 241V242H207ZM253 241H256V242H254L253 243ZM102 242V241H101ZM155 242V241H154ZM153 242V243H154ZM187 242V241H186ZM100 243V242H99ZM105 243V242H104ZM103 243V244H104ZM109 243V242H108ZM113 243V242H112ZM185 243V242H184ZM183 243V244H184ZM187 243H189V242H187ZM187 243H185V244H187ZM102 244V243H101ZM110 244V243H109ZM108 244V245H109ZM114 244V243H113ZM118 244L119 245H121L122 246V244H120L119 242H118ZM155 244H156V242H155ZM205 244V243H204ZM218 244V243H217ZM96 245H99V244H96ZM105 245V244H104ZM124 245V244H123ZM181 244H179V246H180ZM201 245V246H200ZM224 245V246H223ZM111 246V245H110ZM154 246V245H153ZM178 246V247H179ZM221 246V247H220ZM113 247H115V248H117L118 246L116 245V246H113ZM125 247V246H124ZM155 247V246H154ZM218 247H220L221 249H219ZM80 248V247H79ZM79 248H76V249H73L70 253H69V256H67V255H65V256H67L68 258V264H79L78 263V261H80V264H81V258H83V256L84 257H87L90 253H91V251L89 250V254H88V251H85V252H83L81 249H79ZM89 248V247H88ZM95 248V256H100V257H102V258H105V257H107L109 254H111L112 253V251H114V248H113V250H111V247L110 248H108V247H102V246H95L94 247ZM206 248H207V246H206ZM64 249V248H63ZM63 249H62V251H63ZM91 249V248H90ZM120 249V248H119ZM156 249V248H155ZM92 250V249H91ZM179 250V249H178ZM181 250V249H180ZM61 251V250H60ZM60 252L59 253V255H58V258H61L62 256H63V252ZM117 251H118V249H117ZM122 251H124L123 249H122ZM260 251V250H259ZM116 252V251H115ZM212 252V251H211ZM92 253H93V251H92ZM119 253H120V250H119ZM196 253V252H195ZM207 253H208V251H207ZM210 253V252H209ZM264 253V250H263V252L261 251V253H257V254H253V260L251 259L252 257H249V259L248 260H246V261H248V263L250 264V259H251V261H252V263L253 264H262V255H264L263 254ZM118 254V253H117ZM252 254V253H251ZM83 255V256H82ZM91 255V254H90ZM216 255H217V257H216ZM64 256V257H65ZM82 256V257H81ZM156 256V255H155ZM210 256V255H209ZM251 256V255H250ZM223 257V258H222ZM66 258V257H65ZM80 258V260H78ZM90 258H94V256H91ZM96 258V257H95ZM211 258V257H210ZM214 258V260H216ZM136 259H138L137 257H136ZM211 260V259H210ZM82 261H84V259L82 260ZM88 261H90V259H88ZM88 261H86V262H88ZM133 261V260H132ZM138 261V260H137ZM154 261V260H153ZM157 261V260H156ZM199 262V261H198ZM215 262H217V261H214V263ZM88 263H90V262H88ZM247 263V264H248ZM162 264V263H161Z\"/></svg>",
  "mask_w": 264,
  "mask_h": 264
}]
</instances>
